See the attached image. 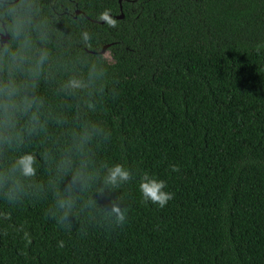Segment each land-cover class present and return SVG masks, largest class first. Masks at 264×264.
<instances>
[{
  "label": "trees",
  "instance_id": "obj_1",
  "mask_svg": "<svg viewBox=\"0 0 264 264\" xmlns=\"http://www.w3.org/2000/svg\"><path fill=\"white\" fill-rule=\"evenodd\" d=\"M42 5L52 55L37 92L66 116V127L77 117V98L58 95L60 83L86 77L92 63L107 69L104 94L89 118L113 133L95 148L97 166L122 163L132 171L121 189L127 221L106 228L99 212L95 220L84 213L65 231L46 219L54 164L43 153L66 138L65 127L50 122L46 135L20 149L35 154V181L45 191L11 209V222L0 225L8 232L0 230V264H264V0ZM104 10L114 26L98 20ZM84 29L93 34L87 47ZM104 45L110 63L101 60ZM16 154L7 149L0 163ZM145 171L174 194L163 208L142 200L138 184ZM119 194L97 198L103 206Z\"/></svg>",
  "mask_w": 264,
  "mask_h": 264
},
{
  "label": "clouds",
  "instance_id": "obj_2",
  "mask_svg": "<svg viewBox=\"0 0 264 264\" xmlns=\"http://www.w3.org/2000/svg\"><path fill=\"white\" fill-rule=\"evenodd\" d=\"M98 20L114 26L109 11L98 14ZM81 41L91 45L93 34L84 29ZM52 41L48 18L42 0H0V154L7 149L16 155L7 163H0V225L11 222V209L17 208L26 198L39 196L44 187L35 181L37 159L34 153L21 151L32 137L47 134L50 122L65 127L66 138L57 140L52 149L46 148L43 157L54 164V175L48 180L52 202L45 209L46 219L53 220L65 231H71L73 218L84 213L106 225V228L126 224L128 209L121 195L122 187L133 179L131 169L122 163L104 162L99 167L95 148L112 138V130L100 121L89 118L97 110L96 98L104 94L107 69L99 63L88 66L87 76L70 75L60 83L57 94L76 97L77 117L70 127L63 113L54 112L39 95V82L50 73ZM257 47V52L260 51ZM110 63L107 57H102ZM178 172L179 166L172 165ZM63 184L62 188L58 185ZM91 196L83 193L90 189ZM163 179L145 171L139 179L138 190L142 200L163 208L174 194L166 190ZM120 194L101 205L97 197L105 192ZM7 235V229H0ZM27 239L29 233L23 225L17 226ZM63 240L58 247L63 248Z\"/></svg>",
  "mask_w": 264,
  "mask_h": 264
},
{
  "label": "water",
  "instance_id": "obj_3",
  "mask_svg": "<svg viewBox=\"0 0 264 264\" xmlns=\"http://www.w3.org/2000/svg\"><path fill=\"white\" fill-rule=\"evenodd\" d=\"M119 1V3H120V1L121 0H118ZM120 9H121V5H120ZM76 13H79V10H76ZM116 17L117 18H122L123 17V13L121 12L119 15H116ZM106 45H104L103 47H102V49H101V53L103 54V53H105V51H106Z\"/></svg>",
  "mask_w": 264,
  "mask_h": 264
},
{
  "label": "rangeland",
  "instance_id": "obj_4",
  "mask_svg": "<svg viewBox=\"0 0 264 264\" xmlns=\"http://www.w3.org/2000/svg\"><path fill=\"white\" fill-rule=\"evenodd\" d=\"M103 54H104L105 57H107V59H110L111 58L108 51H105V53H103Z\"/></svg>",
  "mask_w": 264,
  "mask_h": 264
}]
</instances>
